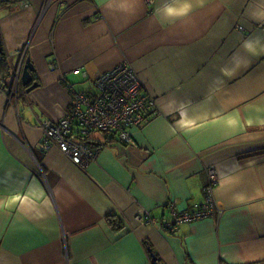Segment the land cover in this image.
Instances as JSON below:
<instances>
[{"label":"crops","instance_id":"1","mask_svg":"<svg viewBox=\"0 0 264 264\" xmlns=\"http://www.w3.org/2000/svg\"><path fill=\"white\" fill-rule=\"evenodd\" d=\"M0 48V264H264V0H0ZM125 61L156 108L133 142L93 132L83 167L46 149L68 84ZM209 166L222 212L171 228Z\"/></svg>","mask_w":264,"mask_h":264},{"label":"built area","instance_id":"2","mask_svg":"<svg viewBox=\"0 0 264 264\" xmlns=\"http://www.w3.org/2000/svg\"><path fill=\"white\" fill-rule=\"evenodd\" d=\"M148 2L151 0H147ZM13 71L16 84L19 81V70ZM73 74L84 78L88 76L87 71L80 68H76ZM93 79V90L89 92L75 91L68 84L71 107L64 118L40 123L41 129L44 130V147L50 149L56 146L80 167L92 161L98 153L100 146L92 140L93 132L114 135L122 143L133 142V130L142 127L156 114L153 97L143 88L140 78L128 62L117 64L113 69L101 72ZM206 171L203 203L193 204L188 210L181 212L175 209L173 202L169 204L173 211L172 222L168 223L171 228L183 221L215 218L222 212L223 208L212 195L217 171L213 166H209ZM134 220L141 225L156 223L147 210L136 214Z\"/></svg>","mask_w":264,"mask_h":264},{"label":"trees","instance_id":"3","mask_svg":"<svg viewBox=\"0 0 264 264\" xmlns=\"http://www.w3.org/2000/svg\"><path fill=\"white\" fill-rule=\"evenodd\" d=\"M0 71H1V80H2V82H4L5 81V77L7 76V75H9V67H8V62H7V60L6 59H4V57L3 58H0ZM102 134V136L104 137V141L105 142H110V141H115V140H117L115 137H114V135H110V134H108V133H106V132H103V133H101ZM93 144V143H92ZM108 220L113 224V225H115V227H117V228H121L122 227V224H121V222H120V220H118V219H116V218H114V216H109L108 217ZM151 258L153 259V263L154 264H157V262L159 261V258H158V256L154 253V254H151Z\"/></svg>","mask_w":264,"mask_h":264},{"label":"water","instance_id":"4","mask_svg":"<svg viewBox=\"0 0 264 264\" xmlns=\"http://www.w3.org/2000/svg\"><path fill=\"white\" fill-rule=\"evenodd\" d=\"M0 50H1V48H0ZM32 69H33V67L31 66V63H30L29 58H28L26 64L24 65V67L22 69L23 72H22L21 78H20V82H22V85L28 86L27 91L31 90L32 88H34L35 86L38 85L37 82L32 81V75H31V71H33Z\"/></svg>","mask_w":264,"mask_h":264},{"label":"rangeland","instance_id":"5","mask_svg":"<svg viewBox=\"0 0 264 264\" xmlns=\"http://www.w3.org/2000/svg\"><path fill=\"white\" fill-rule=\"evenodd\" d=\"M80 86H81V85L77 84V85H76V88H77V87H80ZM81 89H82V90L84 89L83 86H81ZM94 134L98 136L100 133H99V132H94Z\"/></svg>","mask_w":264,"mask_h":264},{"label":"clouds","instance_id":"6","mask_svg":"<svg viewBox=\"0 0 264 264\" xmlns=\"http://www.w3.org/2000/svg\"><path fill=\"white\" fill-rule=\"evenodd\" d=\"M169 11H171V10H169Z\"/></svg>","mask_w":264,"mask_h":264}]
</instances>
